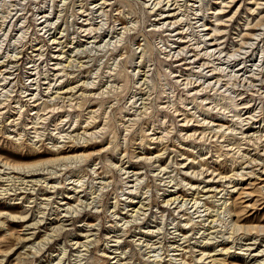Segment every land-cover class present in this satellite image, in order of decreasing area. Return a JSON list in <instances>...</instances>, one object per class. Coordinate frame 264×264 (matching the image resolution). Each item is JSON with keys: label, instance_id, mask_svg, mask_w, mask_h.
Returning a JSON list of instances; mask_svg holds the SVG:
<instances>
[{"label": "rangeland", "instance_id": "obj_1", "mask_svg": "<svg viewBox=\"0 0 264 264\" xmlns=\"http://www.w3.org/2000/svg\"><path fill=\"white\" fill-rule=\"evenodd\" d=\"M0 264H264V0H0Z\"/></svg>", "mask_w": 264, "mask_h": 264}, {"label": "bare ground", "instance_id": "obj_2", "mask_svg": "<svg viewBox=\"0 0 264 264\" xmlns=\"http://www.w3.org/2000/svg\"><path fill=\"white\" fill-rule=\"evenodd\" d=\"M240 47V46H239ZM33 174V173H32Z\"/></svg>", "mask_w": 264, "mask_h": 264}]
</instances>
